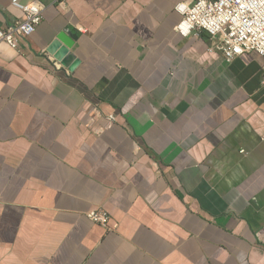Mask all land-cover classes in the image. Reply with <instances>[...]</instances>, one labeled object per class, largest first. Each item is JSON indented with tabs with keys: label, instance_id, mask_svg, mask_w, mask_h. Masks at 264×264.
Wrapping results in <instances>:
<instances>
[{
	"label": "crops",
	"instance_id": "0c3cea01",
	"mask_svg": "<svg viewBox=\"0 0 264 264\" xmlns=\"http://www.w3.org/2000/svg\"><path fill=\"white\" fill-rule=\"evenodd\" d=\"M40 1L0 45V264H264L263 59L181 34L186 0Z\"/></svg>",
	"mask_w": 264,
	"mask_h": 264
},
{
	"label": "built area",
	"instance_id": "2783aa9c",
	"mask_svg": "<svg viewBox=\"0 0 264 264\" xmlns=\"http://www.w3.org/2000/svg\"><path fill=\"white\" fill-rule=\"evenodd\" d=\"M11 1L23 14L6 26L0 23V45L19 50L21 41L36 32L45 6L40 0ZM176 9L183 15L177 26L181 34L207 32L212 42L211 50L220 52L227 62L245 54L260 56L264 84V0H186ZM108 119L115 121L116 116L109 114ZM88 216L109 231L118 228V224H111V216L105 209L92 210Z\"/></svg>",
	"mask_w": 264,
	"mask_h": 264
},
{
	"label": "water",
	"instance_id": "95a60500",
	"mask_svg": "<svg viewBox=\"0 0 264 264\" xmlns=\"http://www.w3.org/2000/svg\"><path fill=\"white\" fill-rule=\"evenodd\" d=\"M71 39L72 38L67 39L65 33L59 35L49 46L48 51L53 54L63 66L73 71L79 64V60L70 52V47L72 45Z\"/></svg>",
	"mask_w": 264,
	"mask_h": 264
}]
</instances>
